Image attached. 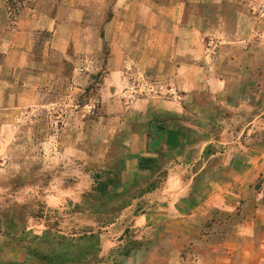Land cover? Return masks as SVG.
<instances>
[{"label":"crops","instance_id":"obj_1","mask_svg":"<svg viewBox=\"0 0 264 264\" xmlns=\"http://www.w3.org/2000/svg\"><path fill=\"white\" fill-rule=\"evenodd\" d=\"M25 1L16 25L0 24V48L29 51L34 32L49 33L43 56L104 69L102 111L116 123L99 143L108 188L74 205L76 223L25 220L1 234L0 264H235L232 218L213 216L244 190L225 117L252 94L232 69L264 64V0Z\"/></svg>","mask_w":264,"mask_h":264},{"label":"rangeland","instance_id":"obj_2","mask_svg":"<svg viewBox=\"0 0 264 264\" xmlns=\"http://www.w3.org/2000/svg\"><path fill=\"white\" fill-rule=\"evenodd\" d=\"M29 6L31 2L25 0L3 1L0 24L16 25ZM48 38L49 33L37 31L29 51L0 48V235L15 233L14 225L25 220L41 224L38 227L42 223L50 225L53 230L52 222L61 221V226L76 223L81 211L74 205H81L85 195L108 188L107 173L111 169L102 151L105 143H99L106 138L103 125L116 122L108 120L102 111L99 91L105 71L81 58L73 63L55 55L43 56L47 54ZM251 56L252 59L254 55ZM255 62L264 63V46ZM261 65L259 69H232L241 73L243 70L249 76L251 90L247 93L252 94L241 112L225 117V123L232 124L226 135L227 145L234 148L238 162L234 169L240 171L239 179L233 180L235 194L237 189L244 190L234 196L232 210L219 211L213 219L222 212L232 218L235 243L236 238L249 237L247 247L232 243L235 264H241L243 253L249 257L244 264H264V64ZM211 231L203 230L206 236ZM57 244L66 245L64 239L54 246ZM39 258L34 263L54 264L44 254Z\"/></svg>","mask_w":264,"mask_h":264},{"label":"trees","instance_id":"obj_3","mask_svg":"<svg viewBox=\"0 0 264 264\" xmlns=\"http://www.w3.org/2000/svg\"><path fill=\"white\" fill-rule=\"evenodd\" d=\"M107 186H108V185H107ZM105 189H107V188H105ZM58 259H59V258H56V259H53V260L55 261V260H58Z\"/></svg>","mask_w":264,"mask_h":264}]
</instances>
